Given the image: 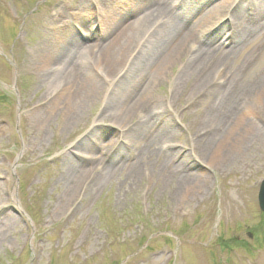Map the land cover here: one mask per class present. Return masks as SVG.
<instances>
[{
    "label": "rangeland",
    "instance_id": "rangeland-1",
    "mask_svg": "<svg viewBox=\"0 0 264 264\" xmlns=\"http://www.w3.org/2000/svg\"><path fill=\"white\" fill-rule=\"evenodd\" d=\"M135 2L0 0V264H264V214L258 204L264 103L249 99L243 110L231 106L240 110L245 130H256L236 161L198 165L188 151L210 138L206 120L218 103L197 95L189 105L178 93L169 104L181 68L177 62L154 86L166 130L173 133L171 149L158 144L135 175L130 169L141 145L132 144L130 133L138 130L131 126L139 116L127 128L115 127L104 118L107 103L98 99L73 124L60 116L36 120L38 108L63 96L56 89L63 75L41 67L54 55L51 49L69 39L84 47L110 41L120 26L138 18L130 9ZM247 12L252 13L250 4ZM86 17L95 20L90 27L83 23ZM154 27L168 29L164 22ZM260 40L231 61L241 70V84L264 76ZM94 61V54L84 56L82 75L95 77L88 70ZM116 141L130 142L132 150L122 159H102ZM168 151L181 153L170 162ZM109 166L114 168L108 175ZM188 173L207 177L209 185L205 196L182 202L178 191Z\"/></svg>",
    "mask_w": 264,
    "mask_h": 264
},
{
    "label": "bare ground",
    "instance_id": "bare-ground-1",
    "mask_svg": "<svg viewBox=\"0 0 264 264\" xmlns=\"http://www.w3.org/2000/svg\"><path fill=\"white\" fill-rule=\"evenodd\" d=\"M223 3L226 6L222 7ZM248 4L252 6V13L247 12ZM130 9L138 18L120 26L110 41L84 47L69 39L51 49L54 55L46 56L41 67L53 68L60 78L63 75V86L56 87L63 96L48 107L38 108L36 120L48 123L60 116L66 124H73L83 117L88 105L98 99L107 103L104 118L109 116L115 127L127 128L139 116L135 122L138 124L131 126L136 129L138 126V130L130 133L132 144L138 140L141 145L130 169V174L135 175L140 167L149 163L158 144V148L171 149L168 145L173 142V133L166 130L169 126L164 120L166 112L155 95L154 86L178 62L181 68L175 75L168 103L172 105L178 93L185 95L189 105L197 95L218 103L216 111L206 120L210 138L197 144V151L191 148L188 154L194 156L198 165L221 166L236 161L243 154L246 140L256 136V130L247 131L241 125L239 109L244 105L247 108L249 99L264 103V76L241 84V70L234 69L231 61L237 59L251 41L261 39L259 44L264 45V0H136ZM93 21L86 17L83 23L90 27ZM159 22L167 24L168 29L162 31L161 26L156 30L154 26ZM257 29H260L258 34ZM89 52L95 55L94 65L88 66L94 78L82 75L80 68ZM248 62H251L250 57L246 61L242 59L243 65ZM232 105L239 109L233 112ZM160 121L161 126L156 129L155 124ZM117 141L108 147L102 159L109 155L114 160L122 159L126 151L132 150L130 142L118 144ZM83 152L91 154L90 150ZM180 153L172 151L168 160L174 161ZM111 168L114 167L109 166L104 171L109 175ZM181 180L178 196L182 202L206 195L207 177L188 173Z\"/></svg>",
    "mask_w": 264,
    "mask_h": 264
},
{
    "label": "water",
    "instance_id": "water-1",
    "mask_svg": "<svg viewBox=\"0 0 264 264\" xmlns=\"http://www.w3.org/2000/svg\"><path fill=\"white\" fill-rule=\"evenodd\" d=\"M259 208L264 213V179L261 182L259 193H258Z\"/></svg>",
    "mask_w": 264,
    "mask_h": 264
}]
</instances>
